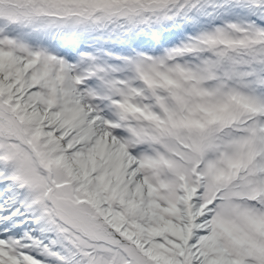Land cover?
Here are the masks:
<instances>
[{
  "label": "rangeland",
  "instance_id": "374dc122",
  "mask_svg": "<svg viewBox=\"0 0 264 264\" xmlns=\"http://www.w3.org/2000/svg\"><path fill=\"white\" fill-rule=\"evenodd\" d=\"M29 1L28 6L33 7V20L35 22L42 16L40 12L44 6H52L49 0ZM92 1L98 3L101 0ZM118 1L102 0L99 4H92L94 8L84 7L90 0H57V4L61 6L53 5L59 10L68 9L71 6H73L71 9L82 8L86 11L94 10L95 7H104V9L94 12V15L113 13L110 21H118L121 27L122 25L124 26V28H119L121 33L123 29L127 31L129 28L126 24H122V21L125 23L129 22L132 27H135L141 25L147 19L145 17L147 15L152 17L151 20L154 24L161 19H158V14L161 11L165 12L163 17L174 18L178 15L179 7L182 5L181 0H136L129 6H123ZM200 1L202 0H194V3ZM0 4L6 5L1 10V17L19 24L24 23L22 19L27 14L23 8L19 7L22 6L23 0H0ZM100 10L105 11L102 12ZM183 11L181 17L184 18L188 10L183 9ZM183 21H186V19L181 22ZM200 21L201 18L198 17L197 22ZM53 24L52 20L49 25ZM205 25L201 23L199 26L203 27ZM202 27L200 29L198 27V32L190 33L191 35L194 34V36H189L186 39L182 38L183 42L179 41V45L176 47L171 46L163 50L161 48L154 50L156 53L151 56H146L150 52L139 51L137 54L142 56H137L136 59L133 58L130 60L131 63L127 65L125 60H120V68L110 62L112 57L118 56L117 52L119 51L115 50V47H112V54L108 56L102 57L99 54L95 56L92 53L88 56V61L79 58L77 62L81 64L80 70L75 66V61H73V66L77 69L76 72L82 79L80 88L85 92L89 100H95L92 102L93 105L97 106L101 103L103 109L101 115L107 118L109 126L116 121L121 110L125 112L128 107L137 109L149 108V105L115 103V106H109L111 103H104L105 99L110 102L118 101L122 98L139 100L138 98L141 96L137 95L138 90H147L150 81L152 83H163L170 75L176 77L181 84L187 85L186 81L182 79V75L188 73L190 77L195 78L190 79L191 83L196 84L202 94L204 93L202 89H207V92L210 93L209 99L216 106L195 107L193 110H188L185 112L184 122L186 125L194 127L198 133H211L213 143L216 146L215 157L219 162L231 163L236 159L233 149H238L248 140L258 141L254 136L260 132L251 121L244 123L245 131H243L245 114L241 112L243 116L240 117V110H236L229 103L238 100L236 102L237 106L247 105L255 113L257 107H264V85L253 82L251 77L246 74L247 71H245L243 65H235L231 61H222L221 53L225 50L224 42L220 45H216V43L220 42L219 39L229 38L232 29L231 24L219 22L216 27L211 25L205 30ZM1 43L5 44L7 42L1 40ZM5 45L10 50H13L12 44L7 43ZM30 46L33 49L40 48V44L37 43L30 44ZM40 49L45 50L43 48ZM18 50L26 54V50L29 49L18 47ZM2 52H0V71L8 69L12 72L15 71L18 76L16 69L18 64L22 63L8 52ZM29 59L34 62L41 71V75L50 85H47L44 79L42 80L43 82H40L41 75L38 74L36 76L30 70L29 75L33 77V82L44 84L51 99L50 101L55 104L57 91L60 89L56 85L73 83L74 74H69L68 72L66 75L60 74L57 71L59 63L52 65L37 56ZM117 59L115 58V60ZM159 61L163 65L158 63ZM242 69L244 71H241ZM158 88L161 89L160 86ZM62 94L65 96V89L62 90ZM241 98L244 101L239 100ZM165 103L162 107L165 108L166 105L169 107ZM114 107L115 110H113ZM153 110H160L159 104L158 107H153ZM202 111L203 116H193L198 112L202 113ZM65 115L66 113L64 112L62 117L66 118ZM261 115V124L264 126L263 113ZM123 117L127 118V114H123ZM119 120L121 121V119ZM233 121H236L237 124H231L230 128H226V130L219 133L216 132ZM115 127L116 125H114ZM107 128L109 127L107 126ZM41 131L40 127L30 128L28 123L20 117L17 106L3 96L0 91V154H3L0 158L5 162L3 176L4 173L10 172L8 174L10 177L6 183L14 184L17 176L23 177L24 179L19 178V180L26 182L28 189L31 187L34 197L33 204L36 205L39 201L43 210L42 214L48 220L60 224L65 232L71 234L70 240L73 246L68 247V251L76 253L71 255L74 259L73 262L76 264H168L164 260L159 261L154 257L148 258L136 246L135 242L130 239L126 230L117 229L111 226L110 223L102 221L101 218L104 219L112 212V209L109 208L110 202H119L120 200L114 201L105 196L104 198L107 201H103V204L102 201L100 203L90 201L82 185L67 176L68 170L71 169L73 171L75 167L62 162V151L58 145L59 141L52 140L47 136L43 137ZM88 142L91 144L92 140H88ZM154 147L156 149L153 150V147L149 144L139 145L140 156L148 158L144 159V164L150 179L155 181L160 189L163 188L167 191V193L164 191L161 199L168 200L171 203L172 208H169L168 217L172 218V221L176 224L186 223L187 227L184 228L183 232L186 240L190 241L194 233L207 230L208 228L210 218L207 211L212 209L213 200L210 188L206 193L201 194L203 205L197 203V193H201L200 189L207 187L208 183L202 182L200 176L195 179L192 173L186 182L187 184H192V188L178 198V186L180 181H182L183 175L167 174L165 165L170 159H150L158 152V148ZM177 147L179 148V146ZM256 163L258 166L255 171L252 168L249 169L252 172L248 176L251 177L246 178V182H249V190L239 196L230 194L224 198L221 204L215 206L216 213L213 216V225L217 230L215 233L222 237L224 241L230 243L233 247L236 245L241 247L248 245L244 253L239 254L240 252L235 250L241 258H251L253 249H259L264 252V157L258 158ZM213 166V171L219 175V181L224 180L225 174H222L223 170L217 167L218 164ZM171 167L174 170H179L182 167H188V165L178 158ZM106 193L112 198L115 197L113 192L107 191ZM217 196L216 194L215 197ZM176 199L177 204L179 202V206L174 203ZM57 204L61 207L60 212ZM100 206L103 211L99 213ZM64 212L72 215L77 223L74 225L70 224L64 218ZM116 235L122 236L124 241L118 243ZM13 259L14 255L11 249L5 247L4 241H0V264H14ZM252 261L255 264H264L263 258L260 263L254 257H252Z\"/></svg>",
  "mask_w": 264,
  "mask_h": 264
},
{
  "label": "trees",
  "instance_id": "16d2710c",
  "mask_svg": "<svg viewBox=\"0 0 264 264\" xmlns=\"http://www.w3.org/2000/svg\"><path fill=\"white\" fill-rule=\"evenodd\" d=\"M206 2V9H213V16L221 12L232 21L247 24L245 36L233 47L237 58L253 64L264 57V0ZM2 51L22 63L16 69L18 76L8 69L0 71L3 96L17 106L20 117L30 128L40 127L43 137L59 141L62 162L75 167L73 171L68 170L67 176L82 185L90 201H102L103 204L107 201L105 196L120 200L110 202L111 214L101 219L117 229L126 230L148 258L154 257L168 264H255L252 257L258 263L264 259V252L259 249L252 250L251 258H241L235 250L239 254L244 253L248 245L233 247L215 233L214 206L207 211L210 218L207 230L194 233L190 241L186 240L183 232L186 223H174L168 217L171 203L166 198L167 201L161 199L167 191L151 181L140 158L134 152H128L122 139L107 132L102 120L71 89H66V98L60 90L57 91L56 103L53 104L46 86L33 82L29 75L30 70L36 76L41 75L34 62L14 49L0 46ZM43 79L41 75L39 81L43 82ZM64 112L66 118L62 117ZM3 169L1 158L0 173ZM107 191L113 192L115 197L108 196ZM200 192L196 202L203 205V188ZM29 193L22 192L14 183L0 185V241H4L5 247L13 252L14 264H76L71 257L76 253L68 251V247L73 246L71 234L65 232L60 224L48 220L42 212L34 217L37 208L33 203L21 206L20 202ZM32 194L33 191L30 196ZM174 203L177 204V200ZM100 211H103L101 206Z\"/></svg>",
  "mask_w": 264,
  "mask_h": 264
},
{
  "label": "bare ground",
  "instance_id": "6f19581e",
  "mask_svg": "<svg viewBox=\"0 0 264 264\" xmlns=\"http://www.w3.org/2000/svg\"><path fill=\"white\" fill-rule=\"evenodd\" d=\"M57 208L61 210V207L57 204ZM64 218L72 225L76 224V219L72 217V215L67 214V212L63 213Z\"/></svg>",
  "mask_w": 264,
  "mask_h": 264
},
{
  "label": "water",
  "instance_id": "95a60500",
  "mask_svg": "<svg viewBox=\"0 0 264 264\" xmlns=\"http://www.w3.org/2000/svg\"><path fill=\"white\" fill-rule=\"evenodd\" d=\"M116 236H117V242L118 243H121L122 241H124V238L122 236H118V235H116Z\"/></svg>",
  "mask_w": 264,
  "mask_h": 264
}]
</instances>
